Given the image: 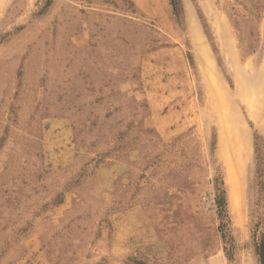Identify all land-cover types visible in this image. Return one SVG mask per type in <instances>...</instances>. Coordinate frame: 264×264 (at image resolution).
I'll return each mask as SVG.
<instances>
[{
  "label": "rangeland",
  "instance_id": "374dc122",
  "mask_svg": "<svg viewBox=\"0 0 264 264\" xmlns=\"http://www.w3.org/2000/svg\"><path fill=\"white\" fill-rule=\"evenodd\" d=\"M262 221L264 0H0V264H262Z\"/></svg>",
  "mask_w": 264,
  "mask_h": 264
},
{
  "label": "trees",
  "instance_id": "16d2710c",
  "mask_svg": "<svg viewBox=\"0 0 264 264\" xmlns=\"http://www.w3.org/2000/svg\"><path fill=\"white\" fill-rule=\"evenodd\" d=\"M218 207H219V217L221 218V223H220V230L224 232V227L227 226V223H225V221H223L226 217L228 218L227 214H226V207H225V196H223V198L221 199L220 197L218 198ZM263 224L264 226V222H260L257 224V226H259L260 224ZM264 231V230H263ZM255 234H253L254 236ZM264 236V233H263ZM263 247H264V240H263ZM257 247V251L259 252V250L261 249V247H259L258 245ZM262 264H264V259L262 260Z\"/></svg>",
  "mask_w": 264,
  "mask_h": 264
}]
</instances>
